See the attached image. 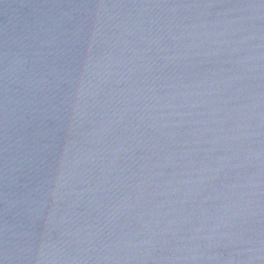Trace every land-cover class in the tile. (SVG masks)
I'll list each match as a JSON object with an SVG mask.
<instances>
[{"label": "water", "instance_id": "obj_1", "mask_svg": "<svg viewBox=\"0 0 264 264\" xmlns=\"http://www.w3.org/2000/svg\"><path fill=\"white\" fill-rule=\"evenodd\" d=\"M0 264H264V0H0Z\"/></svg>", "mask_w": 264, "mask_h": 264}]
</instances>
